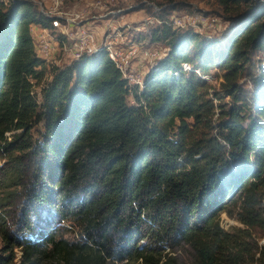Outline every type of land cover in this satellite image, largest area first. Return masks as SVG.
Masks as SVG:
<instances>
[{"label": "trees", "instance_id": "1", "mask_svg": "<svg viewBox=\"0 0 264 264\" xmlns=\"http://www.w3.org/2000/svg\"><path fill=\"white\" fill-rule=\"evenodd\" d=\"M215 1L232 21L224 36L156 27L151 40L164 41L166 55L129 103L104 51L50 66L29 32L49 18L31 0H0V157L9 164L0 186L20 188L38 225L81 228L75 242L46 232L44 251L36 239L5 237L0 264L14 261L13 247L19 264H39L42 254L61 264H176L163 246L180 242L198 264H264V246L257 257L229 252L218 218L239 197L238 215L255 216L264 197V3ZM183 62L201 74L216 69L219 91Z\"/></svg>", "mask_w": 264, "mask_h": 264}, {"label": "rangeland", "instance_id": "2", "mask_svg": "<svg viewBox=\"0 0 264 264\" xmlns=\"http://www.w3.org/2000/svg\"><path fill=\"white\" fill-rule=\"evenodd\" d=\"M7 1V0H3ZM33 1L40 11L46 9L49 6L51 0H31ZM97 1L101 2V7L96 4ZM252 4L264 3V0H251ZM61 9L71 11H84L87 13L82 19L81 23L86 22V18L92 20V15L108 10L123 9L122 12L115 15L119 20L128 19L132 24H141L139 22L143 17H152V22L147 23L144 26V30L138 32L136 35V41L140 43L141 50H152L157 48L159 51H164L167 47L164 41H152L151 33L158 25L156 18L165 19L169 21L172 16H183L185 14H203L217 17L220 24L219 30L212 34L215 39H221L228 28L232 25V21L225 17V14L221 8L217 5L215 0H62ZM200 35V34H199ZM203 38L202 35H200ZM145 61V65L138 67L137 70L143 69L144 71L149 67L150 62ZM210 78L208 83L211 88L219 91L220 74L216 69H210ZM34 89L39 91V83L34 84ZM128 102L133 103V98L128 97ZM43 124H36L32 128V135L34 139H39L40 134L43 131ZM11 133L6 135L11 138ZM9 169V164L3 157H0V179H4L5 172ZM8 182V180L6 179ZM19 187L14 185H6V187L0 186V257H5L10 252V244L5 242V237H18L24 239H36L40 244L41 250L49 248L50 245H46L43 242L46 232H54L56 238H64L70 242H75L80 239L81 228L75 221L63 220L59 223L50 222L49 224H37L33 216H28L23 211L25 205L22 197L19 194ZM10 191L12 193L8 194ZM16 191L17 193H14ZM10 195V196H9ZM257 213L251 217V214L242 211L240 218L238 215L239 205L242 204V198H236L234 205H230L226 211L219 214L220 226L229 233L231 242L228 244V251L231 253L239 252L240 257L244 252L254 253L257 257V250L264 246V197H256ZM241 211V210H240ZM242 219V220H241ZM30 222V226L33 229L26 228V223ZM45 222V221H44ZM54 225V226H53ZM11 243H13L11 241ZM143 243V242H142ZM165 248L164 253L173 257L176 264H198L199 259L195 250L185 242H180L173 248L163 246ZM13 252L17 257L11 264H19L20 249L13 247ZM39 264H61L56 259L48 258L45 255H41ZM240 264H246L242 258ZM105 264H138L137 262H115L113 260H107ZM249 264V263H248ZM254 264V263H250Z\"/></svg>", "mask_w": 264, "mask_h": 264}, {"label": "built area", "instance_id": "3", "mask_svg": "<svg viewBox=\"0 0 264 264\" xmlns=\"http://www.w3.org/2000/svg\"><path fill=\"white\" fill-rule=\"evenodd\" d=\"M61 2L62 0H51L50 5L41 11L49 18V26H29L36 57L50 66L64 68L84 56L104 51L125 79L129 97H132L134 89L142 88L144 75L167 52L166 48L162 52L157 48L141 50L140 43L136 41V35L145 29L147 23L152 22V17H143L139 21L141 24L134 25L128 19L119 20L115 16L123 9H111L92 15V20L86 18L87 21L81 23L87 11L62 10ZM96 4L102 8L100 1ZM156 22V27L164 24L176 31L192 30L204 38H213L212 34L220 28L217 17L199 13L172 16L169 21L156 18ZM144 60L150 62L149 67L145 71L137 70L145 65ZM181 69L184 72L194 71L205 80L210 78V75L201 74L198 67L188 62H183ZM174 74L177 75L178 72ZM44 85V82L39 84V91L33 86L32 93L40 97V89Z\"/></svg>", "mask_w": 264, "mask_h": 264}]
</instances>
